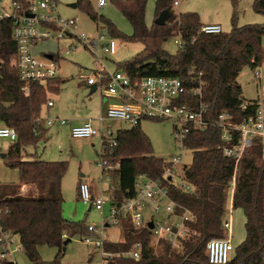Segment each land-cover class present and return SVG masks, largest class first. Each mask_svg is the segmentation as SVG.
I'll return each mask as SVG.
<instances>
[{"label":"trees","instance_id":"trees-1","mask_svg":"<svg viewBox=\"0 0 264 264\" xmlns=\"http://www.w3.org/2000/svg\"><path fill=\"white\" fill-rule=\"evenodd\" d=\"M25 3V0H22ZM133 27L128 37L116 31L109 20L99 17L89 2L79 0L81 8L95 23H102L112 37L126 42H140L144 51L117 71L126 73L132 80L158 76L180 78L187 85L202 73L207 84L205 102L210 106L213 123L224 112L233 122L242 124L256 115L255 103L245 102L243 89L238 83L244 68L255 69L264 63L262 40L264 24L239 27L232 19V31L218 35L201 32L203 24L196 13L176 15L172 0H158L156 18L170 8L172 16L164 26L149 28L146 23L148 0H113ZM256 13L264 15V0H254ZM13 24L4 20L0 25V123L15 129L18 139L7 157L8 167L20 173V184H0V227L19 237L23 251L34 264H60L65 245L75 235L89 236L88 227L66 220L63 216L62 183L69 165L63 161L24 160L23 149L37 146L47 140L44 121L37 122L50 94L60 91L59 76L45 84H25L20 80L16 66L17 44L12 37ZM181 35L184 48L171 55L165 44ZM59 61L57 56H54ZM246 104V109L242 106ZM239 132H234L237 139ZM117 145L108 149L105 156L120 168L110 171L113 178V200L122 202L134 199L135 183L140 175L160 180L169 189L170 198L188 210L193 221L187 222L188 239L182 249H173L167 242L155 249L151 244V231L147 227L135 230L123 221L124 241H109L106 252L126 253L135 242H141L139 261L122 256L108 264H210L206 252L207 242L225 238L223 227L230 186L236 180L232 196L233 210H242L245 216L246 237L235 246L228 264H264V145L259 141L251 153L236 166L235 160L223 153L227 145L222 130L211 126L205 132L193 131L184 141V149L193 152L192 163L185 166V182L191 192L181 190L174 179L164 178L168 164L154 154L150 138L140 124L116 133ZM27 192H22V186ZM182 210L177 209V214ZM59 249L57 258L46 263L40 256V247ZM1 264H12L2 262Z\"/></svg>","mask_w":264,"mask_h":264},{"label":"built area","instance_id":"built-area-1","mask_svg":"<svg viewBox=\"0 0 264 264\" xmlns=\"http://www.w3.org/2000/svg\"><path fill=\"white\" fill-rule=\"evenodd\" d=\"M107 4L106 0H99L98 7ZM178 2L173 3V8ZM11 20L13 24L12 37L17 44L16 66L20 80L25 84H45L49 80L59 76V63L53 58H39L34 54V49L50 39L62 41L66 38L72 39V44L65 50L68 56L78 48H84L95 57L96 68L88 74H81L82 83L88 87H96L106 98H114L116 102L103 113L98 121L101 127L93 126L91 120L82 125L71 128V136L74 139L98 138L101 148V161L99 166L103 171H114L120 168V162L112 163L105 156L108 149L116 147V132L111 127L102 126L106 121H118L137 127L145 119L148 120H171L175 127V136L182 142L187 139L193 131L205 132L211 126L222 130V140L227 143L223 147L226 157L235 160L236 166L243 158L252 152L254 146L260 141L264 145V113L262 103H255L256 115L250 117L242 124L233 122L229 113L224 112L218 117V122L213 123L210 118V106L205 102V89L207 84L201 79L202 73L187 85L180 78L151 76L132 80L122 71L111 72L104 64L101 55L114 56L118 51L116 39L107 38L101 32L96 37L86 34H78V18L65 19L58 12L57 0H0V25L4 20ZM201 32L207 35H218L223 33L220 25H203ZM179 48H184V41L179 34L175 38ZM259 69V67H257ZM256 77L261 79V73L256 71ZM47 107H52L53 102L48 101ZM246 109V104L242 106ZM44 121L46 127L54 125H71V121L65 119H43L38 117L37 122ZM239 132L237 139L234 132ZM0 139L16 142L18 139L15 129L0 127ZM264 153V150H263ZM182 162V155L173 158L168 164L164 178L174 179V167ZM175 180V179H174ZM186 192L193 189L190 184H177ZM25 188V190H24ZM236 188L234 179L230 186V194ZM28 188L22 186V192ZM136 196L122 202L113 200V187L96 197L92 193L90 185L81 183L79 195L81 200L91 208L103 213L107 204L110 206V215L102 220L101 228L94 225L88 227L91 236L85 237V243L94 245L102 253L103 264H108L114 259L122 256L130 257L139 261L142 257V243L135 242L130 251L126 253L106 252L105 229L110 227L123 228V221L130 222L135 230L147 227L151 231V244L155 247L161 242H167L173 249H182V241L188 239L190 231L186 227L187 222L193 221L192 214L179 206L170 198L168 187L160 180H152L146 175H140L135 183ZM108 192V194H106ZM151 208L153 213L150 218L146 217L145 208ZM181 214H177V209ZM1 214V212H0ZM153 224L150 229L149 224ZM223 227L227 234L225 238H213L207 242L206 252L210 264H228L233 256L235 246L231 240L232 222L223 220ZM17 236L10 231H4L0 227V263L7 262L16 264L15 253L18 250ZM21 250L23 251V247Z\"/></svg>","mask_w":264,"mask_h":264},{"label":"rangeland","instance_id":"rangeland-1","mask_svg":"<svg viewBox=\"0 0 264 264\" xmlns=\"http://www.w3.org/2000/svg\"><path fill=\"white\" fill-rule=\"evenodd\" d=\"M38 1V0H30ZM90 3L94 12L99 17L109 20L115 25L116 31L128 37L133 35V27L125 18L113 0H106L107 4L98 7L99 0H85ZM158 0H148L146 11V23L149 28H153L156 20V5ZM178 2V6L173 11L176 15L185 13H196L204 24L219 23L222 25L223 33L232 31V19L236 17L239 27L250 24H264V15L258 14L253 8L254 0H172ZM79 0H57L58 12L65 19L78 18V34H86L89 37H96L99 32L105 34L107 38L116 39L118 51L114 56L101 55L104 64L111 72L120 69L119 67L131 61L134 57L144 51V45L140 42H126L114 38L102 23H95L81 8L73 9L72 4H78ZM255 20H259L256 22ZM72 39L66 38L62 41L50 39L40 44L34 49V54L39 58L46 55L57 56L59 58V78L62 80L60 91L57 94H50L49 100L55 103V107L47 111L42 110V116L55 119L74 121L87 117L92 118L97 113V107L101 99V92L91 93L90 89L82 84L81 74H88L95 70V57L86 49L78 48L70 55H65V50L72 44ZM264 52V37L262 40ZM179 47L172 39L165 44V50L174 55L179 51ZM256 71L261 73V79L256 77ZM238 83L243 89V97L247 101L259 99L262 101L264 113V63L259 69L246 67L240 73ZM106 96L103 97L105 99ZM248 103V102H247ZM94 119V118H93ZM96 126L95 121H92ZM66 126H52L46 141L37 146H27L23 149L24 160L39 159L43 161H63L69 165L68 172L62 183L63 189V216L66 220L81 223L89 227L91 225L101 228L103 219L110 215V206L107 204L103 213L96 209L89 208L91 203H84L79 195V182H85L92 188V193L97 197L101 196L102 188L112 187L113 178L109 171H103L99 166L101 161V148L99 139H74L71 131ZM116 133L120 129L131 128L130 124L115 122L111 125ZM59 127V128H58ZM118 128V129H117ZM140 128L150 138L154 154L159 159L171 164L173 158L182 155V162L174 167V177L177 184L185 183L184 168L192 163L193 152L182 147V142L175 136L174 123L171 120H148L141 122ZM61 129V130H60ZM60 130V131H59ZM59 131V132H58ZM11 142L7 139H0V184H19L20 173L16 169L8 167L9 158L3 155L9 153ZM24 187V185H23ZM25 190V188H24ZM108 194V192L106 193ZM94 195V194H93ZM146 217L150 218L153 211L145 208ZM224 220H231L232 232L231 240L234 246L241 244L246 237L245 216L242 210H233L232 195L228 194L226 203V215ZM124 229L121 227H110L105 229L106 239L113 242L124 241ZM96 240L95 236L89 235ZM85 237L75 235L70 238L65 245V251L59 258L60 264H103L102 253L94 245L85 243ZM17 239L18 250L15 253L16 264H34L24 251L21 250V242ZM156 247L155 241H153ZM42 260L52 263L59 254V249L55 247L42 246L39 249ZM1 264V263H0Z\"/></svg>","mask_w":264,"mask_h":264},{"label":"crops","instance_id":"crops-1","mask_svg":"<svg viewBox=\"0 0 264 264\" xmlns=\"http://www.w3.org/2000/svg\"><path fill=\"white\" fill-rule=\"evenodd\" d=\"M103 8V7H102ZM201 20V19H200ZM256 22H259V20H255ZM202 23V22H201ZM203 25H220L221 27H222V25L221 24H219V23H212V22H209L208 24H204V22L202 23ZM117 54V53H116ZM83 84V83H82ZM84 85V84H83ZM85 86V85H84ZM86 87V86H85ZM88 88V87H87ZM92 88H95V90H94V92L93 93H95L96 91H97V89H96V87H92ZM88 89H90V91H91V88H88ZM92 93V92H91ZM103 95L101 94V99H100V102H99V105H98V107H97V113L96 114H93L92 115V118H85V117H83V118H79V119H77V118H75L74 116H73V119H74V121H71V125H69V126H67V127H65L66 129H69L70 131H71V128L73 127V126H79V125H82L83 123H85L86 121H88V120H92V121H95V124H96V126L95 127H101V124H100V122L98 121V119H99V117L103 114V113H105L106 112V110L111 106V105H113L115 102H116V100L114 99V98H105V99H103ZM49 101H51V100H49ZM261 102L262 103V101L259 99V97H258V99H256V100H250V101H247V102H251V103H257V102ZM51 102H53V101H51ZM55 107V103H53V106L52 107H47V106H45L44 108L47 110V111H49L51 108H54ZM41 117L43 118V119H48L49 117H44V116H42V113H41ZM56 118H59L58 116L56 117ZM55 118V119H56ZM94 118V119H93ZM61 119V118H60ZM115 122H117V121H106L102 126H104V127H111L112 128V126L111 125H113ZM4 125L3 124H1L0 123V127H3ZM56 126H59V125H56ZM59 127H61L62 128V126H59ZM58 127V128H59ZM46 129H47V138H48V136H49V134H50V131H51V127H46ZM113 129V128H112ZM118 129V128H117ZM61 130V129H60ZM59 130V131H60ZM114 131H115V129H113ZM58 131V132H59ZM116 132V131H115ZM93 139H97V138H93ZM89 140H92V139H89ZM11 142V141H10ZM12 144H11V146H10V148H9V151H10V149H11V147L13 146V144H14V142H11ZM8 155V154H7ZM7 155H6V157H7ZM50 162H52V160L50 161ZM54 162V161H53ZM81 183H83V182H79V185L81 184ZM85 183V182H84ZM14 184H17V183H14ZM19 184H20V182H19ZM87 184V183H86ZM91 187V186H90ZM92 189V188H91ZM78 190H79V187H78ZM106 190H108V189H105V188H102V192L101 193H103V192H105ZM96 193V192H95ZM95 193H93L94 194V196H96L95 195ZM97 197V196H96ZM15 262H16V260H15Z\"/></svg>","mask_w":264,"mask_h":264},{"label":"water","instance_id":"water-1","mask_svg":"<svg viewBox=\"0 0 264 264\" xmlns=\"http://www.w3.org/2000/svg\"><path fill=\"white\" fill-rule=\"evenodd\" d=\"M70 7L73 8V9H76V8H77V4H72V5H70ZM171 16H172V10H171L170 8L164 10V11L161 12L160 15L156 18V20H155V25H156V26H159V27L164 26V25L167 23V21L170 19ZM47 57H48V58H53L52 55H47ZM94 90H95V88H91V92H92V93L94 92ZM2 157H3V158H6V155H3ZM91 209H92V208L90 207V208H89V211H91ZM149 227H150V229H152V228H153V224L150 223V224H149ZM68 242H69V241H68ZM68 242H67V243H68ZM67 243H66V244H67ZM64 251H65V249H64Z\"/></svg>","mask_w":264,"mask_h":264}]
</instances>
